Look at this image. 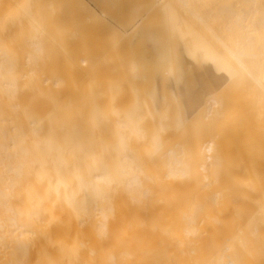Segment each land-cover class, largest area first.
I'll return each instance as SVG.
<instances>
[{
    "label": "bare ground",
    "instance_id": "1",
    "mask_svg": "<svg viewBox=\"0 0 264 264\" xmlns=\"http://www.w3.org/2000/svg\"><path fill=\"white\" fill-rule=\"evenodd\" d=\"M38 2L0 0V264H264V0L135 8L132 32L163 11L172 44L190 50L173 64L213 70L194 117L173 122L169 108L162 166L151 104L141 114L123 81L117 92L127 45L63 62L31 18ZM70 154L84 158L80 176Z\"/></svg>",
    "mask_w": 264,
    "mask_h": 264
},
{
    "label": "rangeland",
    "instance_id": "2",
    "mask_svg": "<svg viewBox=\"0 0 264 264\" xmlns=\"http://www.w3.org/2000/svg\"><path fill=\"white\" fill-rule=\"evenodd\" d=\"M139 3L140 0H41V2H38L31 9V13L34 16L31 18H35L37 25H39L41 28L45 27L44 29L51 36V38H47L45 42L46 44L51 45V39H54L57 42L56 49L59 52L58 56L63 59H61L63 62H66V60L69 61L72 58L74 61L79 62L81 59L85 58L91 65L102 56L109 46L120 44L119 46L122 49L118 45L117 46L123 52V48L127 45V53H122L124 55L126 53L128 56L126 59L128 60L127 62H125V58L123 59V63L122 59L121 61L119 60V53L117 54V51L120 52L119 50H116L115 52L116 63L118 62L117 65L119 64V69L123 70V74L119 69H117V72L113 71L114 73L116 72L115 74H117L116 78L119 77L116 79L117 92L122 90L121 87L123 86V89L125 88V91L122 90L124 95H136L138 102L134 103L133 106L134 108L139 106L136 109L139 111V113L141 112L139 109L142 107H145L144 111L142 108V112H146L148 102L151 104L150 107L152 108V112L155 116L153 118L157 119L156 126H153L155 121L152 125L154 120L153 118L150 119L151 122L148 121L150 122V127L147 125V130L149 131V134L152 138L154 149L151 162H154L158 158L157 152L162 151V155L160 152H158L160 154L159 156L161 157L157 159L159 166H162L164 154L163 144L165 139L164 141H161L160 135L163 134L164 136V126L166 119L169 118V115L172 114V111L174 112L171 115V120L176 123L179 122L183 117H194L195 111H197L195 107L197 104L198 95L202 90V85L204 87L203 80L200 79V77H209L213 70L210 66L206 68V72L198 70L196 64L193 63L194 60L192 61V58H187V62L191 61L193 63V65L190 66V69L187 71H184L180 66L178 67L173 64L176 58H180L181 54H186L190 50H188L180 41H177L178 43L172 44L175 42L174 33H171L167 29L165 24L166 15L163 11H157L158 13L154 12L153 14L146 16L143 19L144 24L141 21L135 27L136 30L132 32L130 30L131 26L129 25L131 20L130 17L133 18L132 14L140 5ZM157 18L160 24H158L159 26L157 25L158 22L156 21ZM127 31H129V33H125ZM14 32L15 34H20L22 29L17 25L14 28ZM128 37L130 40H125ZM146 53H148L149 56H147ZM123 56L121 58H123ZM55 61L57 62L56 59ZM125 63L128 65L126 66ZM123 64L125 67H127V69H124ZM59 65H62V63L60 62ZM107 65L109 69L116 70V67L113 64ZM201 72H203V76L200 74ZM164 73L166 74L165 76ZM127 77L130 80H128ZM164 78L166 79L165 81H167V83L164 81ZM137 81H139V85ZM120 82L123 83V85ZM125 82L126 84H129L131 89L129 86L127 87L128 90L126 89ZM135 84H137V86ZM164 84L167 85V89L165 86L163 87ZM138 86H142L145 91L141 90L140 87L137 88ZM129 89L130 93H128ZM139 89L143 91V93L141 92L144 95L143 97L141 96ZM166 90L168 93L164 94ZM120 93L122 92L120 91ZM166 94L169 95L166 96ZM123 96L121 95V97ZM139 96H141L142 99H140ZM125 98L124 99L127 101L128 97ZM166 98H168L169 101L166 100ZM145 99H148V101ZM167 101L172 104H168ZM122 103L125 104L124 102H121V104ZM127 103V105H124L125 108L122 110L123 113L124 110L129 106V102ZM138 103H140L141 106L138 105ZM160 103H162L161 105L164 103L166 104L161 107ZM169 108H171L172 111H170ZM164 109H167V111ZM157 132H159L158 135ZM155 136L156 138L158 137L159 140L156 139ZM57 144L59 145L58 142ZM161 147H163L162 150H160ZM123 155H126V152H124ZM70 156H72L71 158L73 159L77 176H80L82 173L81 170L83 169L79 167L83 168L84 158L81 154L76 156L70 154ZM155 157L156 159H154ZM64 159H57L58 166H61L59 168H66L67 162ZM61 160L63 162H61ZM159 162H161V164ZM154 163L153 166L155 165L157 170V164ZM150 165L152 164L150 163ZM124 168L125 163L121 162L118 166V173L126 176L128 171L126 169V172ZM102 169H105V167ZM160 169H162V167H160ZM156 170H154V172ZM159 170L158 172H160ZM154 176H156V173ZM156 181H159V179H156ZM78 185L81 186L79 183Z\"/></svg>",
    "mask_w": 264,
    "mask_h": 264
}]
</instances>
